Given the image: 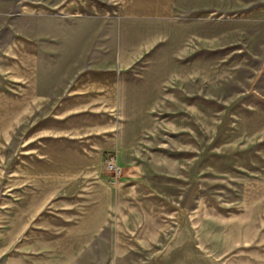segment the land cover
<instances>
[{"label": "crops", "instance_id": "1", "mask_svg": "<svg viewBox=\"0 0 264 264\" xmlns=\"http://www.w3.org/2000/svg\"><path fill=\"white\" fill-rule=\"evenodd\" d=\"M263 4L98 0L114 57L46 89L36 43L16 41L22 150L43 161L68 155L54 146L63 141L79 157L22 170L48 257L34 264L74 263L66 253L94 243L98 261L85 264H147L150 253L158 264H264ZM107 153L124 168L117 186Z\"/></svg>", "mask_w": 264, "mask_h": 264}, {"label": "rangeland", "instance_id": "2", "mask_svg": "<svg viewBox=\"0 0 264 264\" xmlns=\"http://www.w3.org/2000/svg\"><path fill=\"white\" fill-rule=\"evenodd\" d=\"M98 8V0H0V264H34L48 258L46 252L38 251L39 246L34 242L39 237L33 228L39 224L31 215L32 189L20 186L22 170L39 162L69 164L79 158L63 141L55 142L54 146L68 155L57 153L43 161L26 156L21 148L25 125L16 120L14 73L17 68L8 57L15 58L16 49H12L17 40L34 41L37 45L34 66L38 69L42 89L59 84L64 74L76 73V69L107 65L115 52L114 27L108 26L106 11ZM259 13L264 18V4ZM262 46L264 48V44ZM75 190L77 188H72ZM219 190V194H223ZM225 196L230 197V194L225 193ZM88 239L91 242L94 237ZM88 247L76 254L66 253L74 262L71 264L98 261V245ZM153 254L145 257L147 264H158ZM112 258L116 259L115 253Z\"/></svg>", "mask_w": 264, "mask_h": 264}, {"label": "built area", "instance_id": "3", "mask_svg": "<svg viewBox=\"0 0 264 264\" xmlns=\"http://www.w3.org/2000/svg\"><path fill=\"white\" fill-rule=\"evenodd\" d=\"M104 159V168L109 174L110 183L117 186L122 178H124V168L118 163L116 155L113 153H107Z\"/></svg>", "mask_w": 264, "mask_h": 264}]
</instances>
